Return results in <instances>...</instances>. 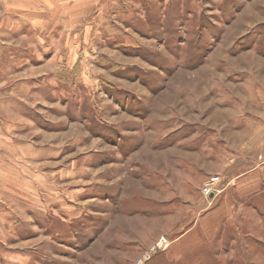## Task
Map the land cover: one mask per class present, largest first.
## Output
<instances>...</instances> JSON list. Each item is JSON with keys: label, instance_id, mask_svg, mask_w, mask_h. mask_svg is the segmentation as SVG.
I'll use <instances>...</instances> for the list:
<instances>
[{"label": "rangeland", "instance_id": "374dc122", "mask_svg": "<svg viewBox=\"0 0 264 264\" xmlns=\"http://www.w3.org/2000/svg\"><path fill=\"white\" fill-rule=\"evenodd\" d=\"M22 5L0 264H264V0Z\"/></svg>", "mask_w": 264, "mask_h": 264}, {"label": "crops", "instance_id": "0c3cea01", "mask_svg": "<svg viewBox=\"0 0 264 264\" xmlns=\"http://www.w3.org/2000/svg\"><path fill=\"white\" fill-rule=\"evenodd\" d=\"M24 0H0V10H3L2 13H0V20L2 17H5L6 14L5 12H7L9 9H17L20 8L22 5V2ZM2 23L0 21V27H1Z\"/></svg>", "mask_w": 264, "mask_h": 264}, {"label": "built area", "instance_id": "2783aa9c", "mask_svg": "<svg viewBox=\"0 0 264 264\" xmlns=\"http://www.w3.org/2000/svg\"><path fill=\"white\" fill-rule=\"evenodd\" d=\"M205 193L207 194V195H212V186H210V185H205ZM165 243L166 242V239L165 238H162L161 239V241H160V243ZM158 244V245H161V244ZM163 245V244H162ZM160 247V246H159Z\"/></svg>", "mask_w": 264, "mask_h": 264}]
</instances>
